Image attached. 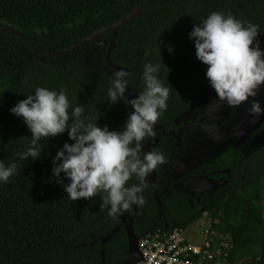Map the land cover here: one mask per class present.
I'll return each instance as SVG.
<instances>
[{"label":"trees","instance_id":"16d2710c","mask_svg":"<svg viewBox=\"0 0 264 264\" xmlns=\"http://www.w3.org/2000/svg\"><path fill=\"white\" fill-rule=\"evenodd\" d=\"M142 1L0 0V24L17 28L43 49L60 50ZM212 11L250 21L258 25L260 34L264 33V0H153L115 30L110 57L129 72L128 86L135 96L143 90L144 64L150 61L160 65L159 78L170 88V94L168 107L157 122L166 129L173 128L172 120L210 87L205 77L207 65L196 58L194 40L188 34ZM109 35L107 32L101 37ZM92 45L102 48L104 58L107 45L93 41L84 44ZM84 46L65 57L41 58L18 36L0 31V160L5 164L16 161L20 168L7 183H0V264H118L127 250L123 227L105 243L94 239L109 231L119 215L131 213L132 206L110 216L107 208L100 209L99 194L72 201L52 177L57 150L65 142H74L67 129L44 138L41 143L45 146L37 159L20 161L17 156L31 133L22 118L9 109L38 86L63 88L73 106L83 104L85 115L100 116L98 126L108 125L110 130L123 127L128 105L122 100L110 103L107 96L113 71L86 73L82 66ZM158 147L168 155V138L162 136ZM242 155L229 150L222 156L238 157L239 162L229 166L231 176L225 175L228 181L224 189L210 194L200 206L211 219L216 238L228 242L222 257L227 264H264V141ZM215 164L224 167L220 162ZM157 172L160 175L161 168ZM136 179L132 177L128 184H136ZM156 185L146 186L145 192L151 193ZM142 201L133 223L138 236L165 226L157 216L160 209L153 198ZM200 206L172 211L171 218L165 219L166 227L187 228L202 216Z\"/></svg>","mask_w":264,"mask_h":264},{"label":"clouds","instance_id":"9594fccd","mask_svg":"<svg viewBox=\"0 0 264 264\" xmlns=\"http://www.w3.org/2000/svg\"><path fill=\"white\" fill-rule=\"evenodd\" d=\"M188 35L194 40L196 58L207 65L208 84L221 101L239 106L264 85V48L257 39L258 25L231 13L212 11L194 24ZM173 50L168 46L169 52ZM159 71L157 63L144 64L143 90L132 99L125 94L129 72L123 68L112 72L108 101L122 100L133 109L128 112L122 130L98 126L100 116L85 115L83 104L73 106L63 88L36 87L9 109L22 118L31 133L24 150L17 153L19 160L37 159L45 146L41 141L67 129L74 142H65L57 150L51 172L70 200L99 194L100 209L107 208L110 216L142 203L141 185H129V180L135 177L143 181L166 159L155 149L143 151V141L156 135V122L168 107L170 88L159 78ZM248 111L254 116L264 114L259 101H252ZM19 169L16 161L5 164L0 160V183H7Z\"/></svg>","mask_w":264,"mask_h":264},{"label":"rangeland","instance_id":"374dc122","mask_svg":"<svg viewBox=\"0 0 264 264\" xmlns=\"http://www.w3.org/2000/svg\"><path fill=\"white\" fill-rule=\"evenodd\" d=\"M257 39H261L259 34ZM261 47L263 48L262 42ZM81 52L82 66L86 73L107 72L101 47L95 45L84 46ZM252 101H259L261 107L264 108V85L257 90L254 97H249L239 106H230L221 101L217 98L215 90L211 88L191 109L177 118L175 121L184 120L183 118L195 108L203 107V110L206 108L204 114H202V111H198L195 119V121L200 119L204 125L197 126L193 129V133L187 136H185L186 133H183L180 141H173L172 153L168 159H165L162 167L163 183L168 186L170 180L181 182L182 179H186L185 174L188 171L211 161L221 153L225 154L224 151L230 146L242 148L243 155L247 153L248 148L260 146L264 141V114L254 116L249 113L248 109ZM219 106H221V109H219ZM119 130H122V128ZM187 183H189L190 189L194 188L198 191L204 188L215 190L219 185L218 181L208 176L189 178ZM196 185L201 187L198 189L195 187ZM195 203L194 200L192 204L185 202L181 209L193 206ZM172 208L173 205L171 204L162 208L157 215L158 218H171ZM209 227L210 218L205 214L184 230L186 240L191 243H200L204 230ZM222 264H227V262L223 260Z\"/></svg>","mask_w":264,"mask_h":264},{"label":"water","instance_id":"95a60500","mask_svg":"<svg viewBox=\"0 0 264 264\" xmlns=\"http://www.w3.org/2000/svg\"><path fill=\"white\" fill-rule=\"evenodd\" d=\"M152 1L153 0L142 1L139 5H137L135 8L130 10L125 15H123L119 18H116L112 22L103 25L101 28L96 29L93 32L88 33L84 38L79 40L76 44H73L67 48L60 49V50L43 49V48L35 45L24 34H22L17 28L12 27V26L0 24V31L18 36L37 55L41 56V58H44L46 56H53V55H58V56L60 55L62 57H65L69 52H71L77 48H81L82 46H84V44H86L90 41H93L98 45H107L105 52H104V63L106 65L107 72L109 73V72L114 71L116 69L122 68L121 66L114 64L113 61L111 60V57H110V53L115 46V30H116V28L119 27L120 25L128 22L129 20L135 18L136 16H138L142 11H144L150 5V3ZM107 32H110V35L105 37V38H102L101 36ZM258 34H259V36H261V39L259 41H260V43L261 42L263 43V48H264V33L260 34L258 32ZM211 88L212 87L210 86L207 89V91L203 94V96H205L211 90ZM125 94L128 96L129 99H132L135 97V93H134L133 89L131 87H129L128 85L126 86V93ZM128 108H129V111L133 110L130 104L128 105ZM219 109H221V106H219ZM159 128H160V125H158L156 123L155 131ZM163 132L166 135L170 134V132H167L164 130H163ZM157 142H158V136H156V135L153 137L146 138L143 141V151L146 152V151H150V150L155 149V150L162 153V151L157 147ZM161 165L162 164H158V166H161ZM155 179H156V168H154L143 179V181L137 180L136 184H140L141 188H142V191L140 194L142 199L145 197L157 198V195L148 196V195L144 194V192H143V187L145 185H149V184L153 183L155 181ZM158 204H160V203H158ZM140 205H141V203L140 204H133L132 205L133 210H132L131 214L123 213V214L119 215L116 218L115 225L109 231H107L104 235L99 236V237L94 239V240H99L101 243H105L108 240V238L111 237V235L114 232H116L120 227H123L125 229L126 239H127V250L125 252V255L123 256V258L121 259V261L118 264H135L141 259V256H140V253L138 250V238H139V236L136 235L133 231V222H134L136 214L140 208Z\"/></svg>","mask_w":264,"mask_h":264},{"label":"flooded vegetation","instance_id":"af4514ba","mask_svg":"<svg viewBox=\"0 0 264 264\" xmlns=\"http://www.w3.org/2000/svg\"><path fill=\"white\" fill-rule=\"evenodd\" d=\"M200 98H198L193 103V105H191L189 108H187L183 113H181L179 116L175 117L172 120V122L174 124L173 128L166 129L162 124H159L158 122H156L158 125H160V128L156 130V136H158L157 147H158L159 141H160L162 136L168 138V144H169V147H170V149H169L170 152H169L168 155H165L163 153V151L158 147L162 151V153H163V155L165 156L166 159H168L170 157L171 153H172V143H173L174 140H176L178 142V141L181 140V137H182L183 133H186L185 136H187L189 134H192L193 133V129L196 128L197 126H201V124H202V126L204 125V123L202 121H200L199 118H197V119H199L198 121H195L196 113L198 111H202V114H204V112L206 111V108H205V110H203V107H198V108H195L194 110H192L189 113V115H186V117L183 118L184 120L175 121L177 118H179L185 112H187L189 109H191ZM163 130L167 131V132H170V134L169 135L164 134ZM254 148H248V149L251 150V149H254ZM229 150L230 151H238V152L242 153V148H240V147L230 146L224 152L226 153ZM222 156H224V154L221 153L219 156L215 157L211 161H208L205 164H202L200 166L194 167L193 169H191L190 171H188L185 174L186 179H184V180L182 179L181 182H178L177 180H170V182H169L170 184H168V186H167V184L163 183V179H162L163 170H162V167H163L164 163H162L161 166L156 167V179H155V181L153 183H151L149 185H145L143 187L144 194H146L148 196L157 195V198H154V197H145V198H153V200L155 201V203L159 207L160 211L162 210V208L166 207L168 204L173 205V208L171 210L172 211H177V212H184V211L190 210V209H192V208H194L196 206L202 205L204 199L206 197H208L210 194H212L214 192H217L220 189H224L223 187L228 181L227 176H225V175L227 174L228 177L231 176L230 173H229L230 172L229 171V166L231 165V163H238L239 162L238 161V157H234L233 158V157L229 156L228 158L225 159L224 158L225 156L223 158H222ZM242 157H245V155H242ZM216 161L220 162L221 163L220 165H222L224 167H221V166H218V165L214 166V165H216L215 164ZM158 168H161L160 175L157 172ZM202 176H208V177L218 181L219 182L218 187L215 190L214 189L210 190V189H205V188L204 189H199L201 186L196 185L195 187L198 188L199 191L194 189V188L190 189L189 188V183H187V180L189 178H197V177L200 178ZM136 183H137V179H136ZM154 184L155 185L157 184V185L153 189V191L151 193H149V194L146 193L145 192V187L146 186H150V185H154ZM165 186H167V187L164 189ZM145 198H143V199H145ZM193 200L196 201L195 205L188 206V208H184L183 210L181 209V207L185 205V202H189V204H192ZM158 203H160V204H158ZM141 205H142V203H141ZM141 205H140V208H141ZM201 209L203 210L202 216L205 215V214L207 215V213H206V211H205L203 206L201 207ZM160 211H159V213H160ZM131 213H132V211H131ZM131 213H129V214H131ZM165 219H166V217L163 218L162 220L164 222V225L167 226V222H166Z\"/></svg>","mask_w":264,"mask_h":264},{"label":"built area","instance_id":"2783aa9c","mask_svg":"<svg viewBox=\"0 0 264 264\" xmlns=\"http://www.w3.org/2000/svg\"><path fill=\"white\" fill-rule=\"evenodd\" d=\"M211 222L200 243L188 242L186 228L179 227L164 226L162 230L139 236L141 259L135 264H222L223 248L228 242L225 238H216Z\"/></svg>","mask_w":264,"mask_h":264}]
</instances>
